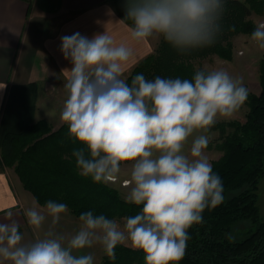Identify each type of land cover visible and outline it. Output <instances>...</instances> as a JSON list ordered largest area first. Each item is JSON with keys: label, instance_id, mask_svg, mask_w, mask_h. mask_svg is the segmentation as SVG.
<instances>
[{"label": "clouds", "instance_id": "obj_1", "mask_svg": "<svg viewBox=\"0 0 264 264\" xmlns=\"http://www.w3.org/2000/svg\"><path fill=\"white\" fill-rule=\"evenodd\" d=\"M125 10L134 41L162 37L187 54L216 42L225 0H126ZM250 38L264 50V22ZM60 50L72 65L64 70L60 119L68 140L80 145L72 151L78 173L101 182L130 167L124 199L141 211L122 222L83 212L66 233L58 225L68 205L33 200L24 217L35 238L26 240L9 209L8 222L0 223V264H95L84 250L96 245L111 260L118 245H130L145 264H179L188 230L225 199L205 149L217 120L231 118L247 100L243 78L205 68L192 79L137 74L129 84L124 73L134 50L106 29L91 39L79 32L63 36Z\"/></svg>", "mask_w": 264, "mask_h": 264}, {"label": "trees", "instance_id": "obj_2", "mask_svg": "<svg viewBox=\"0 0 264 264\" xmlns=\"http://www.w3.org/2000/svg\"><path fill=\"white\" fill-rule=\"evenodd\" d=\"M108 2L132 26L125 19L126 0ZM252 13L264 15V0H225L221 32L212 46L180 54L160 37L157 47L131 69L126 81L130 84L137 74L149 80L156 76L192 79L197 71L193 59L217 54L230 60V38L251 34L256 27L247 18ZM259 83L258 94L248 93L243 122L220 121L212 127L221 133L217 148L222 154L211 163L222 180L225 199L214 209H206L203 223L188 230L190 239L179 264H264V217L256 203L258 182L264 177V57L259 61ZM36 95L33 82L10 86L0 113L1 164L14 169L41 205L48 200L66 203L75 217L87 211L110 219L138 214L142 206L126 203L102 181L78 173L72 151L80 145L68 140L65 123L53 129L44 118L34 120ZM115 253V260L104 254L100 264H145L144 254L130 246L118 245Z\"/></svg>", "mask_w": 264, "mask_h": 264}, {"label": "crops", "instance_id": "obj_3", "mask_svg": "<svg viewBox=\"0 0 264 264\" xmlns=\"http://www.w3.org/2000/svg\"><path fill=\"white\" fill-rule=\"evenodd\" d=\"M130 28L108 0H0V87L5 85L0 88V113L10 86L33 82L37 86L34 120L44 118L52 127H59L64 123L60 119L66 98L64 70L72 67L60 50L61 37L79 32L91 39L106 29L117 44L124 43L134 50L124 73L126 78L159 41V37L134 41ZM33 200L13 168L0 170V223L8 222L6 212L11 209L26 240L35 238L24 217ZM77 225L78 217L69 212L58 231L72 232ZM84 251L91 252L95 264H100L103 249L99 245Z\"/></svg>", "mask_w": 264, "mask_h": 264}, {"label": "rangeland", "instance_id": "obj_4", "mask_svg": "<svg viewBox=\"0 0 264 264\" xmlns=\"http://www.w3.org/2000/svg\"><path fill=\"white\" fill-rule=\"evenodd\" d=\"M256 26L260 22H264V15H258L255 13L250 14L247 17ZM251 34L237 33L231 38L232 44V57L230 60L219 57L217 54H209L204 57H199L192 60V65L195 70H203L205 68L211 70L216 68L226 69L234 77H242L243 84L247 88L248 93L258 94L260 91L259 83V61L264 57V50L260 49L254 41L251 40ZM160 41V37H159ZM158 41V43H159ZM158 45V44H157ZM157 47V46H156ZM155 47V48H156ZM248 111L247 100L241 106V108L229 119H218L220 121L238 120L243 122L245 120V114ZM58 127L53 129H57ZM231 128H227L226 131H230ZM210 140L207 148L205 149L206 155L209 157L210 162L217 159L221 154V150L217 148V145L222 141L221 133L218 129L211 128L208 133ZM190 147V143H189ZM187 150V149H186ZM1 169L8 166L1 164ZM12 168V167H11ZM106 186L116 190L118 196L123 200L126 193L129 190L130 182V167L122 166L121 172L107 181H102ZM257 207L261 217H264V177L258 182L257 189ZM122 222V218H115ZM245 225H240L243 228ZM130 246V245H127ZM131 247V246H130ZM105 253L103 252V255ZM102 255V257H103ZM102 260V258H101ZM101 263V262H100Z\"/></svg>", "mask_w": 264, "mask_h": 264}]
</instances>
